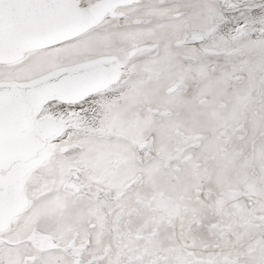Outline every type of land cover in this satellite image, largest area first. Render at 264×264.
Listing matches in <instances>:
<instances>
[{"label": "snow or ice", "instance_id": "1", "mask_svg": "<svg viewBox=\"0 0 264 264\" xmlns=\"http://www.w3.org/2000/svg\"><path fill=\"white\" fill-rule=\"evenodd\" d=\"M0 264H264V0H0Z\"/></svg>", "mask_w": 264, "mask_h": 264}]
</instances>
